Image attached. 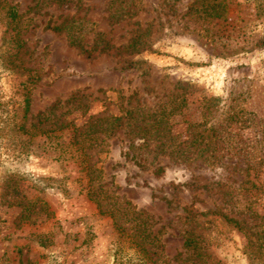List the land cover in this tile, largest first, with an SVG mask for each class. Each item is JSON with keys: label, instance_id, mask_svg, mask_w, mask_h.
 Masks as SVG:
<instances>
[{"label": "rangeland", "instance_id": "1", "mask_svg": "<svg viewBox=\"0 0 264 264\" xmlns=\"http://www.w3.org/2000/svg\"><path fill=\"white\" fill-rule=\"evenodd\" d=\"M0 99V264H264V0H0ZM132 107L165 124L133 150L144 167L123 119L100 122L112 133L89 162L106 200L152 217L148 252L80 191L86 168L60 148L70 122Z\"/></svg>", "mask_w": 264, "mask_h": 264}, {"label": "trees", "instance_id": "2", "mask_svg": "<svg viewBox=\"0 0 264 264\" xmlns=\"http://www.w3.org/2000/svg\"><path fill=\"white\" fill-rule=\"evenodd\" d=\"M223 4L224 3H218ZM216 6V5H215ZM4 13L2 19L4 25L7 29L12 30V35L15 37V41H19V32L21 28L20 14L18 13L17 7L15 4H6L4 2ZM215 17H220L219 14ZM46 27L59 31L62 29V24H47ZM70 31V30H69ZM67 33L68 41L70 44H75L76 39L74 33ZM24 109L23 114L25 115L28 106V96L26 95L23 99ZM1 99H0V113H1ZM96 122L92 125L85 127H79L74 122L69 124L73 127V131L69 132L73 140L68 141L64 145H61V151L65 159H74L78 161V164L81 165V169L86 168V174L88 176L87 185L80 187V191L85 189V194L96 204L100 213L108 214L112 216L114 220V225L118 231V234L131 236L130 240L134 244V249L142 250L143 252L150 251L149 245L154 246L158 242V230L152 231L151 226L154 223L152 217L143 209L136 208L130 201L127 200H106V196H111L116 198V195L108 194L107 191L110 189V185L105 186L107 181H102V169L99 166L95 165V162H89V158L92 157L93 153H90V150H94L96 153H100L102 150V145L105 144V139L112 133V128H110L112 122H107L105 125L100 124L101 121H110L111 119L117 122H120V119L124 121L122 123L129 126L128 132L135 135L137 139L133 140L128 148L132 151L129 157L134 160L136 165L140 168H143V163L145 162L143 157H139L137 153L138 149L145 148V145L149 144L151 141L158 140L161 136L158 135L159 132L165 129L164 120L160 117L158 113H149L148 111L138 112L137 107H132L130 110H126V113L121 114L119 117L115 116H102L96 118ZM118 125L120 123H117ZM117 126V125H116ZM115 126V127H116ZM62 128L60 124L56 129ZM110 129V131H107ZM137 150L135 153L133 150ZM163 167L161 165L153 168L154 172L158 173ZM85 174V175H86ZM116 189V186L113 187ZM112 189V191H114ZM110 207H108V205ZM113 211H119V215H115ZM225 219L234 223V225L239 224V220L228 217L225 215ZM126 223V225H125ZM240 229L239 225H237ZM125 229L127 231H125ZM129 229V231H128ZM188 235L184 238L182 242V247L185 252H194L197 249L195 239L188 232Z\"/></svg>", "mask_w": 264, "mask_h": 264}]
</instances>
